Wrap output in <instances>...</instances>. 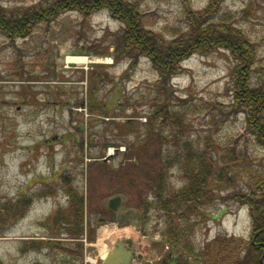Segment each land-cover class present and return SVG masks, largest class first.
Listing matches in <instances>:
<instances>
[{"label": "rangeland", "instance_id": "1", "mask_svg": "<svg viewBox=\"0 0 264 264\" xmlns=\"http://www.w3.org/2000/svg\"><path fill=\"white\" fill-rule=\"evenodd\" d=\"M53 1L0 0V6L19 11ZM129 1L139 6L146 28L166 39L172 28H186L188 8L202 11L209 4ZM222 11L234 14L238 27L255 42L249 79L264 84V0H225ZM119 30L121 24L104 11L92 16L66 12L39 24L25 39L11 40L0 33V210L22 201L17 212L21 217L0 220V264H103L102 231L126 228L139 233V241L157 239L162 246L159 260L146 261L131 238H122L141 256L133 264H157L173 251L162 236L169 222L185 231L184 241L199 254L185 255L191 264L247 263L253 231L250 208L235 197L223 199L248 182L245 166L255 169L250 173L264 170V145L249 132L246 113L234 105V80L242 69L226 50L196 53L162 88L148 59L133 68L127 60L116 61L112 34ZM74 56L87 59L68 62ZM157 107H162L164 121H155ZM148 128L154 129L156 141L146 139ZM207 147L220 168L225 150L243 152L244 160L235 169L237 187L212 202L201 201L198 213L183 214L188 204L170 213L160 209L151 188L161 171L167 177L162 193L179 192L189 185L182 160L187 153L207 152ZM137 156L142 162L153 159L152 167L129 166ZM166 157L169 166H163ZM127 173L137 178L136 187L132 180L125 182ZM148 177L153 184L146 183ZM69 188L86 197L90 217L83 254L75 251L78 243L67 238L65 227L57 230V239L46 226L48 218L68 205ZM118 196L121 205L112 211L109 201ZM67 248L79 255L70 257Z\"/></svg>", "mask_w": 264, "mask_h": 264}, {"label": "trees", "instance_id": "2", "mask_svg": "<svg viewBox=\"0 0 264 264\" xmlns=\"http://www.w3.org/2000/svg\"><path fill=\"white\" fill-rule=\"evenodd\" d=\"M224 1L209 0L208 6L202 11L188 8L185 14L186 28H172L170 39L147 29L144 25V14L135 2L129 0H54L49 4H37L19 11H6L0 6V33L11 40L25 39L39 24L52 22L66 12H79L84 16H92L106 11L122 27L121 31L112 34L115 41L113 55L116 61L127 60L133 68L140 59H148L159 76L158 82L162 88L167 87V84L179 73L183 62L192 55L196 53L208 54L219 49L226 50L242 69V71H238L234 80V105L246 113L249 132L261 145H264V84H255L249 79L250 66L255 60V42H252L246 33L238 27L234 14L222 11ZM100 75L101 73H99V77ZM19 76L22 78L24 75L19 74ZM162 88L161 92L163 93ZM164 95L167 96L166 93ZM95 109L93 108V110ZM154 113L155 121L163 120L161 117H165L162 114V107H157ZM152 116L153 114L150 116L149 124H152V120H154ZM156 138L154 129L148 128L146 139L149 143L152 140L156 141ZM158 138L160 139L159 136ZM209 149L207 147V152L197 153L195 156L190 153L186 154L180 168L189 185L179 192L168 195L162 193L161 186L165 184L167 177L161 171L162 173L155 179L154 186L151 188L157 194V199L160 200V209L170 213L171 208L176 210L183 208L182 210H184L188 204L190 206L184 210L183 214L198 213L201 201L212 202L219 193H225L230 188L237 187L239 174L235 169L238 171L239 163L244 160L243 152L234 147L225 150L226 153L222 156L224 168H220L209 156ZM138 156L135 163L129 166L133 168L152 167L153 159L142 162L144 159ZM162 162L163 166H169L171 163L169 157L163 158ZM245 168L249 172L248 182L240 191L225 195L223 199L235 197L241 204L249 206L253 219V231L245 264H262L264 262V170L258 168L256 172L250 173L255 169H249L246 166ZM134 177L130 173L124 177L126 183L132 180L130 183L133 188L137 185V178ZM146 183L153 184L152 178L148 177ZM121 191L128 195V190L122 188ZM67 192L70 196L68 205L48 218L46 226L57 239H61V234H58L57 230L61 226L65 227L67 238L78 243L75 244V251L83 254L84 244L81 239L85 235V225L90 217L87 212L86 197L84 192L71 188L67 189ZM21 207V200L15 206L2 207L0 212L3 214H1L0 220H6L13 215L14 220L21 217L17 214ZM99 220L101 219H98V223H100ZM94 231L89 234L91 240L94 239ZM162 236L173 245L172 253L161 260L162 264H191L185 256L187 253L199 258V254H195L194 248L188 240L184 241L185 231L175 229L174 223L169 222V227ZM58 241L57 244L63 248V241ZM67 251L71 257L79 255L75 252L72 253L73 249Z\"/></svg>", "mask_w": 264, "mask_h": 264}, {"label": "bare ground", "instance_id": "3", "mask_svg": "<svg viewBox=\"0 0 264 264\" xmlns=\"http://www.w3.org/2000/svg\"><path fill=\"white\" fill-rule=\"evenodd\" d=\"M86 59H87L86 57L74 56L68 58V62L81 63V62H85ZM101 234L102 237L100 240V244L102 245L101 252L103 259L106 258L109 249L111 248V244L121 240L124 237H129L134 241L135 248L137 247L138 249V254H142L146 261L153 262L159 260L161 257L160 254H161L162 246L160 244V241L157 239L154 240L143 239L142 241H139L140 235L133 229L126 228L121 230L119 229L108 230V231L103 230Z\"/></svg>", "mask_w": 264, "mask_h": 264}, {"label": "water", "instance_id": "4", "mask_svg": "<svg viewBox=\"0 0 264 264\" xmlns=\"http://www.w3.org/2000/svg\"><path fill=\"white\" fill-rule=\"evenodd\" d=\"M121 201L122 199L119 196L111 199L109 201V208L113 211L118 210ZM128 247L129 245H127L124 240L115 242L109 249L103 264H133L135 259L141 256H137L136 253Z\"/></svg>", "mask_w": 264, "mask_h": 264}, {"label": "flooded vegetation", "instance_id": "5", "mask_svg": "<svg viewBox=\"0 0 264 264\" xmlns=\"http://www.w3.org/2000/svg\"><path fill=\"white\" fill-rule=\"evenodd\" d=\"M264 258V257H263ZM157 264H162L161 262L160 263H157ZM262 264H264V262H262Z\"/></svg>", "mask_w": 264, "mask_h": 264}]
</instances>
